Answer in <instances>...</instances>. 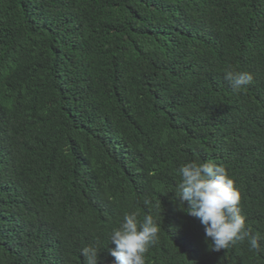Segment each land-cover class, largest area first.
I'll return each mask as SVG.
<instances>
[{
    "label": "trees",
    "instance_id": "trees-1",
    "mask_svg": "<svg viewBox=\"0 0 264 264\" xmlns=\"http://www.w3.org/2000/svg\"><path fill=\"white\" fill-rule=\"evenodd\" d=\"M193 161L259 250L212 249L179 203ZM133 212L160 228L146 264H264V0H0V264H114Z\"/></svg>",
    "mask_w": 264,
    "mask_h": 264
},
{
    "label": "clouds",
    "instance_id": "clouds-1",
    "mask_svg": "<svg viewBox=\"0 0 264 264\" xmlns=\"http://www.w3.org/2000/svg\"><path fill=\"white\" fill-rule=\"evenodd\" d=\"M225 78L233 90H239L252 82V75L244 71L228 69ZM180 176L178 185L179 203L187 202V213L197 217L204 227L205 238L211 241L212 249L220 251L237 242L249 239L251 249L259 250L258 239L252 236L241 214L239 189L228 175L225 167L211 162L195 161L177 169ZM145 205L150 201L145 199ZM159 225L152 215H146L142 222L135 212L125 214L123 222L111 234L110 250L114 264H146L145 254L157 243ZM81 255L86 264H98V251L85 246Z\"/></svg>",
    "mask_w": 264,
    "mask_h": 264
}]
</instances>
